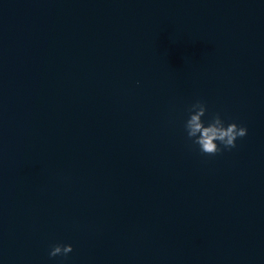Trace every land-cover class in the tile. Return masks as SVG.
Masks as SVG:
<instances>
[{
	"label": "water",
	"instance_id": "1",
	"mask_svg": "<svg viewBox=\"0 0 264 264\" xmlns=\"http://www.w3.org/2000/svg\"><path fill=\"white\" fill-rule=\"evenodd\" d=\"M0 264H264V0H0Z\"/></svg>",
	"mask_w": 264,
	"mask_h": 264
},
{
	"label": "clouds",
	"instance_id": "2",
	"mask_svg": "<svg viewBox=\"0 0 264 264\" xmlns=\"http://www.w3.org/2000/svg\"><path fill=\"white\" fill-rule=\"evenodd\" d=\"M185 111L187 115L183 126L186 136L203 153L215 154L223 149L234 148L238 139L248 134L247 125L226 120L218 110L209 113V105L202 98L190 103ZM74 247L72 243H55L49 255L55 257L57 254H68Z\"/></svg>",
	"mask_w": 264,
	"mask_h": 264
}]
</instances>
